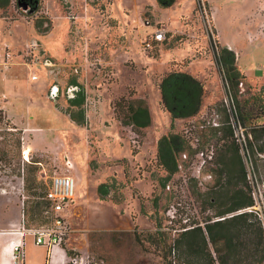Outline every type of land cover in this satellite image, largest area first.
<instances>
[{
  "label": "rangeland",
  "instance_id": "374dc122",
  "mask_svg": "<svg viewBox=\"0 0 264 264\" xmlns=\"http://www.w3.org/2000/svg\"><path fill=\"white\" fill-rule=\"evenodd\" d=\"M6 1L0 0V45L12 49L14 61L11 71L0 69V105L7 107L0 108V186L23 196L25 226L44 225L33 214L42 202L40 185H49L55 174H75L76 203L63 212L72 226L67 244L74 252L89 256L91 264H176L167 252L181 227L214 215L213 208L202 214L205 198L192 191L213 189L220 199L224 190L215 188L216 169L236 156L231 147L222 157L221 144L204 124L206 114L223 112L224 78L249 130L264 124V0H239L225 7L226 15L224 8L217 12L221 24L227 16L247 14L249 43L237 41L248 79L241 74L236 82L216 63L210 42L217 46L218 39L208 0H176L170 8H161L157 0H38L27 10L19 0ZM155 29H164L166 40L149 51L144 43ZM36 41L41 54L31 46ZM171 71H189L204 85L208 97L195 120L173 121L162 109L157 84ZM121 97L149 105L153 124L146 139L115 120L112 106ZM80 111L85 112L82 123ZM187 129L198 134L199 147L214 146L197 187L188 181L196 169L195 154L179 155L173 175L157 160L160 138L184 135ZM65 154L76 172L67 171ZM237 158L244 166L242 183L229 191L245 189V175L262 208L264 153H249L247 162L240 151ZM104 184L107 193L100 196ZM171 205L178 207L174 219L168 214Z\"/></svg>",
  "mask_w": 264,
  "mask_h": 264
},
{
  "label": "trees",
  "instance_id": "16d2710c",
  "mask_svg": "<svg viewBox=\"0 0 264 264\" xmlns=\"http://www.w3.org/2000/svg\"><path fill=\"white\" fill-rule=\"evenodd\" d=\"M6 2L9 3L10 0ZM174 2L175 0H158L159 5L162 7L170 6ZM34 3L38 4V0H34ZM210 44L220 73H222L221 68L224 66L227 69L229 78H234L237 81L241 76L235 67V53L221 48L219 44L217 46H214L212 42ZM159 90L162 109L170 114L173 121L189 120L200 113L205 89L203 83L195 76L181 71H171L162 78ZM76 103L80 105V102ZM112 108L114 118L120 123L121 127L130 128L131 133L141 134L146 139L145 137L152 126V118L150 107L145 100L137 99L135 101L131 97H121L113 103ZM222 108L223 112L218 111V113L221 116L223 126L219 129L211 128V130L213 135L217 137L218 143L221 144L222 149L219 154H222V157L230 152L231 147L234 148L235 155L238 156L241 149L234 141L232 130L227 125L228 115L224 105H222ZM80 116L81 119L76 118L78 122L80 120L84 121L85 112L80 111ZM241 118L244 121V117L241 116ZM249 133L251 136V139L248 140L250 156L255 157L258 153L263 154L264 142L263 145H260L259 141L264 138V124L254 125ZM191 135L171 133L164 135L159 140L157 160L169 175L178 172L179 155H188L187 152L196 154L197 151L193 149L191 143L198 134L192 129ZM236 156L228 165L216 169L219 177L215 183V188L218 186L224 190L220 199L214 196L213 189H209L204 193L195 189L192 191L197 199L205 198L201 208L202 214L213 208L214 215H204L201 222L195 225H187L186 223L181 227V231L168 248L167 257H171L172 262L176 264H264V231L257 214L243 212L227 217L237 211L255 206L256 203L253 189L248 188L246 185L245 175L243 184L246 190L235 189L229 191L234 184L242 183L240 173L244 166L241 160L236 159ZM252 163L256 164V160ZM223 168L225 171H223ZM188 179L192 187H197L200 178L192 175ZM39 188L41 193L38 197L42 199V202L36 203L38 210L32 213L36 214L45 224L47 222L44 215L45 210L41 208L42 204L46 206L43 197L50 188V184L40 185ZM106 188L107 184L100 187V196L107 193ZM214 202H218L217 208ZM224 202L228 205L225 206ZM174 207L178 211V207L176 205ZM72 254L73 251L69 250L68 255L71 256ZM186 258L192 259V262L187 263Z\"/></svg>",
  "mask_w": 264,
  "mask_h": 264
},
{
  "label": "built area",
  "instance_id": "2783aa9c",
  "mask_svg": "<svg viewBox=\"0 0 264 264\" xmlns=\"http://www.w3.org/2000/svg\"><path fill=\"white\" fill-rule=\"evenodd\" d=\"M167 32L164 29H157L151 38L146 39L145 48L147 50H152L155 43H160L166 40ZM14 53L8 45H0V66L3 71H8L13 65ZM48 63V62H47ZM33 80L37 79V76H32ZM224 88L225 96L223 99V105L226 109L228 115L227 125L231 128L233 139L239 145L241 151L246 154L247 162L249 158L248 150V140L251 139L249 128L245 125L243 118L239 113L237 103L235 98L231 95L229 90V79L224 78ZM219 113L212 111L204 117V124L214 129H219L223 126V123L220 119ZM194 131V129H193ZM186 136H192V129H187L185 131ZM134 143H136L134 141ZM199 137H194L191 146L193 149H196V169L193 172V176L200 178L203 167L211 162L214 158V146L207 145L205 149L199 147ZM23 158L25 161H29V153L24 150ZM184 158H187V155H183ZM63 163L67 171L74 169V162L71 160L69 154L63 156ZM77 182L73 175L68 173L55 174L50 183V188L46 192L43 200L46 202L44 215L47 219V222L44 225L28 228L25 226L24 221L20 229L14 231L13 233L17 235V239L12 241V249L14 259H19L24 254V245L25 239L28 235H31L34 238V243L38 246H43L51 251L55 248H64L69 234L72 232L70 223L67 218L63 216L64 209L70 206L74 199L76 193ZM253 196L255 198V206L248 207L246 209L237 211L228 215L227 217L233 216L235 214H241L243 212H254L257 214L261 220L263 231H264V206L261 208L258 205L256 200V191H254ZM176 208L174 205H171L168 214L171 219L175 218ZM24 213L22 214V219H24ZM223 219V218H221ZM69 264H91L89 256L81 253H76L73 251V254L69 256Z\"/></svg>",
  "mask_w": 264,
  "mask_h": 264
},
{
  "label": "crops",
  "instance_id": "0c3cea01",
  "mask_svg": "<svg viewBox=\"0 0 264 264\" xmlns=\"http://www.w3.org/2000/svg\"><path fill=\"white\" fill-rule=\"evenodd\" d=\"M208 1L212 6L213 25L216 31L218 44L220 45L221 48L227 49L235 53L236 55L235 67L240 72V76L242 74V78L244 76L245 78L248 79V75L246 71L240 65V56L243 53V51L241 49V46L238 45V41H237V38H238V39H241V42L243 43V45H247L249 43L250 32L247 26L248 19L246 21L247 14L237 15L236 16L237 19L236 17L233 18V16L231 15L227 16L224 23L221 24V22H219L220 15L218 16L217 14L218 10L221 9V11H223L222 8H224V15H226L225 7L227 6L234 7V5L239 2V0H219V2H215V1L213 2L212 0H208ZM175 2L170 6L162 7L159 5L158 0H157V4L161 8H170L175 4ZM238 17L242 18V21H240ZM156 30L157 29H155L152 33H150L149 35L150 38ZM149 37L146 39H149ZM164 42L165 41L160 42V43H155V45H158L161 47ZM31 46L34 49L35 53L37 54H41V52L43 51L41 45L37 41L32 43ZM47 62L50 63L49 60H46V64H48ZM11 68L8 71H11ZM0 69L2 71L1 66H0ZM8 71H5V72H8ZM181 72L191 74L195 76L196 78H198L196 75L192 74L189 71H181ZM114 74L117 76V72ZM198 79L201 81L200 78ZM161 80L162 79H160L157 84L159 93H160L159 84ZM231 81L234 82L236 80L234 78H231ZM11 87H12V90L15 89V83H12ZM84 96H85V92H84ZM160 97H161V93H160ZM205 97H208L206 91L204 94L200 113L196 117L189 119V120H195L203 112L204 110L203 103H204ZM0 108L7 109L5 104L0 105ZM150 113H151V110H150ZM151 118H152V115H151ZM189 120H182L180 121V123H184ZM152 124H153V119H152ZM151 129H152V126L150 127L148 134L150 133ZM183 155L184 154H182L181 156ZM74 170L75 172L77 171L76 166H74ZM73 176L75 177L76 182H77V177L75 176V174H73ZM76 197H77V194L75 193V199L72 203V208H74L75 206ZM22 199H23V196H21L20 194L15 193L13 195V193L8 188L0 186V264H69L68 251L77 250L75 247H71V245L67 244L68 239L70 238V235L73 232V230L69 234L64 248H55L52 251L46 247L36 245L34 243V238L31 235H28L25 239L23 256L17 260L14 259L11 243L12 241L17 239V235L14 234L13 232L20 229V227L22 226V222L24 221V219H22V214L24 213L22 211V205H23ZM70 227L72 229L71 223H70Z\"/></svg>",
  "mask_w": 264,
  "mask_h": 264
},
{
  "label": "flooded vegetation",
  "instance_id": "af4514ba",
  "mask_svg": "<svg viewBox=\"0 0 264 264\" xmlns=\"http://www.w3.org/2000/svg\"><path fill=\"white\" fill-rule=\"evenodd\" d=\"M22 3L26 2L29 6V8L31 7H35V5H37L36 3H34V0H20Z\"/></svg>",
  "mask_w": 264,
  "mask_h": 264
},
{
  "label": "water",
  "instance_id": "95a60500",
  "mask_svg": "<svg viewBox=\"0 0 264 264\" xmlns=\"http://www.w3.org/2000/svg\"><path fill=\"white\" fill-rule=\"evenodd\" d=\"M19 7L23 8L24 10H27L29 8L27 3H22L20 0L18 1Z\"/></svg>",
  "mask_w": 264,
  "mask_h": 264
}]
</instances>
